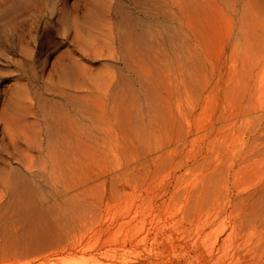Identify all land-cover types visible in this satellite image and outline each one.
I'll return each mask as SVG.
<instances>
[{"label": "rangeland", "instance_id": "rangeland-1", "mask_svg": "<svg viewBox=\"0 0 264 264\" xmlns=\"http://www.w3.org/2000/svg\"><path fill=\"white\" fill-rule=\"evenodd\" d=\"M11 2L0 264H264V0ZM70 170L77 194L57 196Z\"/></svg>", "mask_w": 264, "mask_h": 264}, {"label": "bare ground", "instance_id": "bare-ground-1", "mask_svg": "<svg viewBox=\"0 0 264 264\" xmlns=\"http://www.w3.org/2000/svg\"><path fill=\"white\" fill-rule=\"evenodd\" d=\"M49 1L50 0H12V2L9 4V7H7L5 9V11L8 12L9 10H12V9H14V10L16 9L17 10V9H20V8H22L23 10H28L29 11L31 9L37 8L41 4L48 3ZM178 1L183 6L187 3V0H178ZM164 2L166 4H168V3H170V0H164ZM72 18L73 19H71V26L66 28L65 31H70V29H71V31L73 32V36H72L73 37V41L75 40V38H77V39H79V41L84 40V42L87 44V42L89 41L90 36H91V26L92 25H91L90 20L88 18H85V19L82 18L81 19L76 13L72 14ZM163 32L165 34V38L167 39V42H169L171 40V38H172L171 31L168 28H164ZM35 36L36 35L33 34L31 37L35 39ZM66 38L68 39V37H66ZM153 45H155V47H153L154 49H158L160 47V44H158V43H155ZM131 50H132V53L138 54L140 52V50H143V48L141 47V44H136V45H131ZM145 51H148V50H145ZM55 64H59V65L63 64L64 66H68V65L72 64V62H68V63H53V65H55ZM61 121L62 120H61V117H60L59 114H55V115L52 116V123H53V127H54L53 131L56 134V140H55L54 143L57 146H53L54 149H52V147H51V149H50V147L48 148V154H49L48 157H50L51 159L53 158L55 163L57 162L56 161L57 160V157H56L57 149H58V146H60V142H61V131H62ZM67 128H68V126H67ZM74 130H75V128L73 127V123L69 122V135H68V137H70L71 139L74 137V134H75ZM58 173H59V177H61V178H59V177L56 178L54 183H53L54 186H51V187H53L52 189H54L53 190L54 193L56 192L57 194L56 193L55 194L57 196H59V195L60 196H67V195H70V194L75 195V193L77 192V188H78L79 184L75 180L73 181V176L74 175L71 172V170L69 171V176L67 178H63L60 175V171ZM16 193L20 194L18 191H16ZM18 194H16V195H18ZM55 194H53V195H55ZM13 197H14V194H13ZM22 197L23 196H21V200H22ZM51 197H52V195H51ZM58 198L60 199L61 197H58ZM21 203H23V201H21ZM25 203H24L25 205H28L26 201H25ZM22 208H23V206H22ZM33 208H36V205H35V207L33 206ZM23 264H28V263L24 262Z\"/></svg>", "mask_w": 264, "mask_h": 264}]
</instances>
